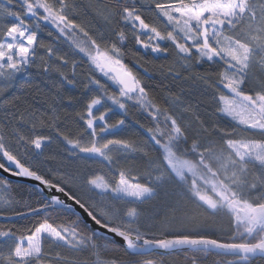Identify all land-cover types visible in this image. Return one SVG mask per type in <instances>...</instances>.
Masks as SVG:
<instances>
[{
  "label": "snow or ice",
  "instance_id": "6c2138e0",
  "mask_svg": "<svg viewBox=\"0 0 264 264\" xmlns=\"http://www.w3.org/2000/svg\"><path fill=\"white\" fill-rule=\"evenodd\" d=\"M17 5L19 11L14 10ZM78 15L74 0L0 3V97L17 87L16 74L32 65L38 47L53 55V48L38 39L49 25L118 90V95H109L105 85L90 77L89 83L102 94L93 95L75 114L82 122L75 133L61 131L56 116L37 117L27 108L6 111L11 119L0 121V159L5 161L0 169L33 178L44 187L37 186L38 207L26 205V212L16 211L11 206L19 201L7 195L11 184L0 177L4 193L0 204L7 206L0 208V217L9 220V209L12 217H36L22 231L0 227V264H163L162 259L151 258L157 249L191 252V264H199L196 254L213 252L232 257L217 264H264V0H107L97 15L111 26L108 34L93 32L86 22H78ZM129 31L135 45L153 53H168L163 45L170 44L185 70L201 64L215 69L198 78L211 91L216 120L201 119L191 106L176 113L150 99L139 75L124 62ZM59 59L67 63L64 57ZM43 70H49L46 62ZM60 75L68 84L75 83L63 72ZM26 86L30 87L18 85ZM56 88L59 93L62 84ZM19 99L13 93L0 100V108H15ZM105 100L125 114L124 101H135L153 121L147 129L149 140L138 145L107 138L105 134L114 135L111 130L125 120L109 124L112 109L105 107ZM179 101L173 96L166 103L175 106ZM189 112L198 128L185 120L183 114ZM44 128L54 129L66 159L83 163L82 175L49 169L58 177L54 181L40 173L39 160L53 143L51 135L41 134ZM128 153L146 158L147 168L136 172L122 165L118 156ZM21 154L37 161L35 168L23 163ZM166 185L180 189L179 199L163 206L167 210L163 218L157 219L159 209L145 217L138 205ZM45 188L50 190L47 195ZM189 201L194 208L188 207ZM216 216L227 218V240L201 231L224 230ZM108 252H123L128 259L103 258Z\"/></svg>",
  "mask_w": 264,
  "mask_h": 264
},
{
  "label": "trees",
  "instance_id": "16d2710c",
  "mask_svg": "<svg viewBox=\"0 0 264 264\" xmlns=\"http://www.w3.org/2000/svg\"><path fill=\"white\" fill-rule=\"evenodd\" d=\"M77 5L78 22H86L93 32H105L109 33L110 27L105 21L97 15V9L103 7L107 0H74ZM0 3H7V0H0ZM19 11V7L14 9ZM145 16L149 22H153L152 14L145 11ZM124 25L121 24V27ZM51 33V34H50ZM38 39L43 41L44 44L53 48V55L49 56L44 48H37L36 57L31 66H27L26 70L21 72H36L43 82L47 90V96L41 98L33 105V108H27L29 111L34 112L37 117H51L56 116L59 119L56 121V126L63 132L71 130L73 133L79 130L82 126V122H78L76 113L83 111L84 105L93 95H101L98 87L89 83L90 77H95L101 84L105 85L109 95L116 93L118 90L116 85L110 81L102 73L94 71L93 67L89 64L87 58L74 49L72 45L63 37H60L57 30L52 26L41 30L38 33ZM168 47V53H153L150 50L141 48L139 45H135V41L131 38L129 31V39L123 45L126 52L125 63L129 67L133 68L141 78L143 84L146 86V90L149 93L150 99L154 103L159 104L161 107H169L170 110L179 113L181 109L187 106H191L194 113L200 116L201 119L206 121L216 120L217 117L213 116L215 101L212 99L211 91L207 86L198 78V75H204L215 71V69L209 64L196 65L188 70H185L177 63V57L175 56L174 49L170 44L163 45ZM64 57L67 63H64L59 57ZM45 62L49 66V70L45 72ZM59 69L63 72L69 80H73L74 84H68L61 77ZM171 69V71H170ZM179 73V76H176ZM62 84L60 92L57 93L56 85ZM85 85L88 87L86 88ZM12 89L6 94L8 95ZM5 95V96H6ZM4 96V97H5ZM173 96H178L180 101L178 105H171L170 102ZM69 97H73V100H69ZM3 97H0V99ZM127 105V113L125 114L123 109H120L117 105L112 104L110 100H105V107H110L112 111L107 116L109 124H114L119 119H124L125 124L119 126L116 129H112L111 132L114 135L105 134L107 138L125 139L135 141L138 145H142L145 141L149 140L148 128L153 127V121L149 117L148 113L135 104V101H124ZM99 111H104L103 107L97 106ZM55 109V112H53ZM95 112V110H94ZM193 112L184 113L185 120L193 123V129L198 128L199 125L195 123V116ZM99 115V112H95ZM102 124V122H98ZM221 126L224 125L221 121ZM27 132V128H25ZM43 135H51L53 137V143L49 144L45 149L43 156L39 160V171L41 174L48 178H52L54 181L58 177L51 176L49 169L53 171H61L66 174H75L77 171L83 174L86 171L82 162L67 158V153L63 152L64 145L56 140V134L54 129L44 128L41 130ZM14 143V142H13ZM113 155H117L113 153ZM156 155V153H153ZM120 163L124 166L133 168L136 172H143L147 166L148 161L142 157L139 153L121 154L118 156ZM20 159L23 163L35 164L37 161H29L25 159L21 154ZM0 162H5L0 159ZM7 166V164H6ZM93 168H99V165L94 164ZM103 171V169H101ZM11 187L8 189L7 194L10 198H14L19 203H13L11 208L16 211H27V206L38 207L40 202L39 192L22 182L8 180ZM79 183V181H74ZM81 195L88 194L81 192L80 189H74ZM180 189L175 185H166L158 190L157 196L151 200L145 201L143 204L138 205L145 217L150 216L157 209L160 210V215L157 219L163 218L167 211L163 206L165 204L174 203L179 199ZM164 193V194H163ZM163 194V195H162ZM27 205V206H26ZM188 207L194 208L195 205L190 201ZM11 214V209L6 212V215ZM36 217H29L27 219H12L9 221H0V227H14V229L24 230L31 226V223ZM217 223L224 225V230L216 228H207L201 230L202 232L212 235L214 238L227 240L230 232L227 230V218H220V216L214 217ZM155 230V229H154ZM175 230L185 231L184 229ZM64 252L63 249H53V251ZM193 253L188 252L187 255L184 251H177L173 253H157L153 252L151 258L162 259L163 264H191L189 257ZM69 255H76L69 253ZM103 258L108 259L112 256H118L122 260L128 259L123 252H108L103 253ZM197 259L199 264H217L218 260L232 259L231 256L218 257L215 253H209L207 255L198 253ZM84 258V256H81ZM148 258V257H145ZM252 264H256L255 261Z\"/></svg>",
  "mask_w": 264,
  "mask_h": 264
},
{
  "label": "rangeland",
  "instance_id": "374dc122",
  "mask_svg": "<svg viewBox=\"0 0 264 264\" xmlns=\"http://www.w3.org/2000/svg\"><path fill=\"white\" fill-rule=\"evenodd\" d=\"M2 82L3 78L0 77V83ZM21 83H27L28 85H30V87L26 86L24 88H19L18 85ZM15 84L17 85V87L12 89V91L8 95L1 98L0 100L10 98L13 93L16 96H19L20 99L19 101H16L15 108L10 107L7 110H5L4 108H0V121H7L8 119H11V116H6V111L11 113L15 112L16 108H19L21 111H23L25 108H33V105L36 104L37 101L47 96L46 87L36 72H25L23 74L17 73ZM24 131L26 132L25 129ZM0 194H4L2 189H0ZM3 207L7 206L0 204V208ZM220 218L224 217L220 216Z\"/></svg>",
  "mask_w": 264,
  "mask_h": 264
},
{
  "label": "water",
  "instance_id": "95a60500",
  "mask_svg": "<svg viewBox=\"0 0 264 264\" xmlns=\"http://www.w3.org/2000/svg\"><path fill=\"white\" fill-rule=\"evenodd\" d=\"M12 168L13 171H15V166L14 165H11L10 166ZM0 177H3V178H6L7 180H11V181H17V182H22V183H25L26 185L36 189L38 191V187H44L43 185H40L38 181H36L35 179L33 178H29V177H17V176H14L11 174V172H5L4 170L0 169ZM50 190L45 188L44 189V194L47 195V193L49 192ZM77 211H81L78 207H77ZM9 216V215H7ZM10 219L9 220H12V219H17V217H12V216H9ZM9 220H5V218L3 217H0V221H9ZM92 227H97L95 225H91ZM100 231H104L103 229H100ZM177 251H181V250H178V249H175V250H164V249H157L155 250L154 252H157V253H162V254H167V253H173V252H177ZM214 253V252H213Z\"/></svg>",
  "mask_w": 264,
  "mask_h": 264
}]
</instances>
